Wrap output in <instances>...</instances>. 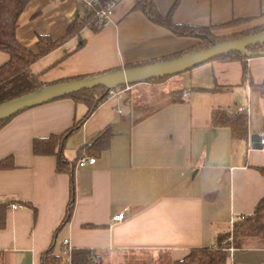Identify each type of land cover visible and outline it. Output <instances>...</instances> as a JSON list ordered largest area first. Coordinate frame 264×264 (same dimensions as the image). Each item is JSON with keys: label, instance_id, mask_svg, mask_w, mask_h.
<instances>
[{"label": "crops", "instance_id": "crops-1", "mask_svg": "<svg viewBox=\"0 0 264 264\" xmlns=\"http://www.w3.org/2000/svg\"><path fill=\"white\" fill-rule=\"evenodd\" d=\"M92 0H29L20 15L17 37L36 50L39 34L63 36ZM138 0H119L100 31H81L32 65L44 84L101 73L187 50L197 38L177 36L132 8ZM162 14L176 0H151ZM227 34L264 24V0H178L172 20L195 26L223 25ZM9 55L0 51V65ZM255 84L264 81V56L247 59ZM174 81V82H172ZM181 84L182 87H175ZM170 84V87L168 86ZM215 86L229 87L224 91ZM184 88L183 101L167 94ZM157 89V95H151ZM148 95L149 97H146ZM155 110L137 122L135 106ZM214 107L246 109L249 134L234 139L229 128L212 126ZM87 111L84 103L61 97L27 108L0 129V159L14 167L0 170V203H23L7 210L0 229V264H40L69 200L70 176L58 172L55 155H36L33 140L70 128ZM108 125L114 136L94 164L74 169L75 208L57 233L55 251L69 262L68 248L91 247L103 264H161L184 257L193 247L213 246L240 215L251 214L264 196V96L243 80L240 60H212L160 82H141L112 92L81 128L68 137L64 154ZM92 156V155H90ZM32 204L35 210L27 205ZM129 207L127 215H113ZM94 224L96 227H88ZM230 264L264 263V240L244 237Z\"/></svg>", "mask_w": 264, "mask_h": 264}, {"label": "trees", "instance_id": "trees-1", "mask_svg": "<svg viewBox=\"0 0 264 264\" xmlns=\"http://www.w3.org/2000/svg\"><path fill=\"white\" fill-rule=\"evenodd\" d=\"M118 1L119 0H96L95 3L86 7L83 17L72 20L63 36L54 38L50 35L39 34L37 48L36 50H33L24 46L17 37L19 18L29 0H0V51H4L9 55L8 60L0 65V103L37 91L47 85L39 79L38 74L33 73L32 65L74 37L79 39L77 48L82 47L86 40L81 37V31L84 28H89L94 32L100 31L106 22L101 18V12L106 10L109 5L115 4ZM177 3L178 0L174 2L167 14H162L155 3L151 0H138L132 9L143 12L149 20L169 29L173 34L177 36L197 38L198 42L187 50L173 53L155 60L126 64L123 68L145 65L160 60L174 59L186 53L208 48L217 43L243 38L250 34L264 31V24H262L227 34L216 33L217 29L235 25L247 18H235L232 22L223 25L195 26L178 24L172 20V12ZM249 49L254 52L264 50V43L250 46ZM248 58L249 57L244 53L234 51L212 60H240L243 65L244 82H249L254 89L258 90L264 96V81L261 84H255L253 82L247 63ZM119 69H121V67L112 68L97 74L112 72ZM97 74L75 76L57 82L81 79ZM169 77L171 76L157 77L150 79L149 82H160ZM123 87L125 86L116 89H108L104 86H97L92 89H84L63 96L72 98L76 103H84L87 106L86 113L82 117L76 119L73 125L67 130L60 133H53L46 137L35 138L33 140L32 147L34 154L55 155L57 157V171H65L70 176L69 200L66 206L65 215L59 226L55 229L51 243L41 252L40 264H65V258L55 251V243L57 233L71 219L75 208V165L81 157L88 155L98 156L110 147L111 140L114 136L113 125H108L90 141L81 145L78 148L77 157L72 161L64 154L66 140L70 135L81 128L83 123L110 97L112 92ZM228 89L229 87L215 86L211 90L224 91ZM184 92V88L170 91L167 94L169 102L176 103L183 101ZM154 110L155 107L149 104L135 106L133 108L134 122L139 121ZM12 118L13 116L0 121V129ZM248 124V112L246 109L238 110L236 108L214 107L212 110V126L229 128L231 136L234 139L246 140L248 138ZM14 166L12 156L0 159V170L13 168ZM258 169L264 175V166H259ZM27 205L35 210L32 204L28 203ZM9 207V203H0V229L6 226L7 210ZM87 226L96 227L94 224H89ZM249 236L259 237L264 240V196L259 200L251 214L237 216L233 220L230 229L219 235L215 245L193 247L184 257L161 264H230V248H239L241 246L242 238ZM68 252L70 264H103L100 253L96 248L72 247L68 248Z\"/></svg>", "mask_w": 264, "mask_h": 264}, {"label": "water", "instance_id": "water-1", "mask_svg": "<svg viewBox=\"0 0 264 264\" xmlns=\"http://www.w3.org/2000/svg\"><path fill=\"white\" fill-rule=\"evenodd\" d=\"M264 43V31L250 34L243 38L229 40L211 45L208 48L186 53L180 57L160 60L145 65L121 68L81 79L61 81L47 84L37 91L27 93L14 99L0 103V121L12 117L19 112L61 98L66 95L97 86L116 89L121 86L147 82L162 76H174L186 72L210 60L234 52H242L247 57L264 56V50L251 51L250 46Z\"/></svg>", "mask_w": 264, "mask_h": 264}, {"label": "built area", "instance_id": "built-area-1", "mask_svg": "<svg viewBox=\"0 0 264 264\" xmlns=\"http://www.w3.org/2000/svg\"><path fill=\"white\" fill-rule=\"evenodd\" d=\"M95 2H96V0H92V1L87 2L86 7L90 6L92 3H95ZM113 5L114 4L109 5L106 10H103L101 12L100 16H101V18L104 21H107L110 18V15L112 13V7H113ZM187 95H188V93H185L184 94V96H187ZM259 142H260V148L262 150H264V133L261 134L260 139H259ZM95 162H96V157L88 155V156L81 157L79 159V161H78V165L79 166H84L87 163L88 164H94ZM10 207H12V208H22V207H25V205L23 203H16V202H14V203H11ZM129 209L130 208L127 207L123 211H121V212L113 215L112 220L113 221H120V220L124 219L126 217L127 211ZM232 251H233V248H230V252H232Z\"/></svg>", "mask_w": 264, "mask_h": 264}, {"label": "rangeland", "instance_id": "rangeland-1", "mask_svg": "<svg viewBox=\"0 0 264 264\" xmlns=\"http://www.w3.org/2000/svg\"><path fill=\"white\" fill-rule=\"evenodd\" d=\"M179 75V74H178ZM172 82H174V81H172ZM171 85H174L175 87H182L181 86V84H174V83H171ZM168 86L170 87V84H168ZM157 95L158 94V92H157V89H155L154 91H153V93H151V95ZM146 97H149L148 95H146Z\"/></svg>", "mask_w": 264, "mask_h": 264}]
</instances>
